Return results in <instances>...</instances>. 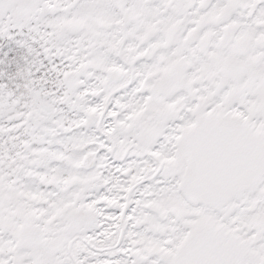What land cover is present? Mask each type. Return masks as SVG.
Here are the masks:
<instances>
[{"label":"snow or ice","instance_id":"snow-or-ice-1","mask_svg":"<svg viewBox=\"0 0 264 264\" xmlns=\"http://www.w3.org/2000/svg\"><path fill=\"white\" fill-rule=\"evenodd\" d=\"M25 30L0 264H264V0H0Z\"/></svg>","mask_w":264,"mask_h":264},{"label":"rangeland","instance_id":"rangeland-1","mask_svg":"<svg viewBox=\"0 0 264 264\" xmlns=\"http://www.w3.org/2000/svg\"><path fill=\"white\" fill-rule=\"evenodd\" d=\"M24 38H25L24 33L23 34L20 33L9 41L5 42L0 40V85H3V87L0 88V98L2 99L9 100L23 94L26 91L24 85L26 83H29V80L32 79V77L28 76V72L31 71V69L25 68V65L24 67L21 66L18 69H16L14 71V75L12 76V78L8 77L9 76L8 69L11 70L10 64H5V59L8 58L9 56L12 57V54L15 49H20L21 51L24 50L25 58L29 63L30 60L31 61L34 60L33 53L36 52L35 55V57L37 58L36 63L38 62L37 50L33 46L26 47L29 43L27 42V39L25 38L26 39L25 41ZM29 49H32V51H29ZM17 54L20 55L19 53ZM36 78L38 79V72H36ZM34 86L38 88L37 84ZM10 92L13 93V97H8V93Z\"/></svg>","mask_w":264,"mask_h":264},{"label":"trees","instance_id":"trees-1","mask_svg":"<svg viewBox=\"0 0 264 264\" xmlns=\"http://www.w3.org/2000/svg\"><path fill=\"white\" fill-rule=\"evenodd\" d=\"M18 34H20V32L12 33L11 34L12 35V38H14L15 36H17ZM27 35H28L27 34V31L25 30L24 37L26 38ZM29 35L31 36V34H29ZM26 39H25V41H26ZM0 40L6 42V41H9L11 39H9L7 36H0ZM30 44H32V46L36 49V43L33 42V39H31ZM17 53H19L20 55H18ZM33 55H34V57H33L34 60L31 61L29 59L30 60V63H29L27 61V59L25 58V52H24V50L21 51L20 49H15L14 52H13V54H12V57L9 56L8 58L5 59V64H10V69H11V70L8 69V71H9V74L7 73L9 75L8 77L12 78V76L14 75V71L16 69H18L19 67H21V66L24 67V65H25V68H27V69L30 68L31 69V72L33 74L32 75V78H36V72H35V70L37 68V63H36L37 58L35 57L36 52H34ZM19 62H20V64H19ZM34 63H36V64H34Z\"/></svg>","mask_w":264,"mask_h":264},{"label":"flooded vegetation","instance_id":"flooded-vegetation-1","mask_svg":"<svg viewBox=\"0 0 264 264\" xmlns=\"http://www.w3.org/2000/svg\"><path fill=\"white\" fill-rule=\"evenodd\" d=\"M73 11H75V9H73ZM57 15H60V14H62V13H56ZM28 35L26 36V38H27V42L29 43L26 47H30V46H32V44L30 45V42H31V39H32V37L29 35V33H27ZM72 39H76V37L75 36H73V37H71ZM36 50H37V52H39V47H38V45L36 44ZM39 59H42V56L41 57H38V62H37V67H39ZM44 63L47 65V63H48V61L47 60H45L44 61ZM53 63H55V64H59L60 63V58H56L55 60H53ZM41 75H42V73H38V78H40L41 77ZM47 80H48V85H47V90H50L51 89V87L54 85V83H55V80H56V77H55V74L54 73H49L48 75H47ZM37 86H38V88L39 87H42V85H40V84H37ZM60 107H65V106H60ZM68 115H69V117L71 118V116H72V113L71 112H68Z\"/></svg>","mask_w":264,"mask_h":264}]
</instances>
